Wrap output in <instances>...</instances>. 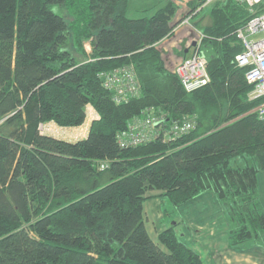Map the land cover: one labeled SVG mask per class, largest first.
I'll use <instances>...</instances> for the list:
<instances>
[{"label":"trees","instance_id":"obj_1","mask_svg":"<svg viewBox=\"0 0 264 264\" xmlns=\"http://www.w3.org/2000/svg\"><path fill=\"white\" fill-rule=\"evenodd\" d=\"M177 9L167 1L131 19L129 0H0V264H203L174 225L150 237L144 204L184 208L208 192L234 225L230 248L264 243V119L251 113L264 98L248 99L235 61L236 32L253 15L231 0L211 7L199 47L211 82L187 93L157 49ZM131 65L140 96L116 104L99 76ZM88 106L99 119L85 140L40 132L83 126ZM149 109L197 126L122 147L118 136Z\"/></svg>","mask_w":264,"mask_h":264},{"label":"built area","instance_id":"obj_2","mask_svg":"<svg viewBox=\"0 0 264 264\" xmlns=\"http://www.w3.org/2000/svg\"><path fill=\"white\" fill-rule=\"evenodd\" d=\"M195 10L187 16L181 25H189V19L203 9L211 8L218 2L227 0H194ZM236 5H245L253 18L236 32L242 52L235 57L239 68L245 69V80L252 87L248 95L250 101L264 98V0H231ZM191 11V10H190ZM202 34L200 33V42ZM200 45L196 43L191 54L185 56L175 67L182 87L187 93H193L208 86L211 78L208 72V60L201 55ZM105 90L112 94L116 104H125L137 98L141 85L134 66H125L100 74ZM260 119H264V104L254 109ZM47 125V126H46ZM197 126L196 118L170 120L168 115L155 109L145 111L130 122L125 132L118 136L122 147H137L159 139L169 142L189 134ZM51 125L41 124L39 130L47 133ZM48 135V134H47ZM105 168L101 167V170Z\"/></svg>","mask_w":264,"mask_h":264},{"label":"rangeland","instance_id":"obj_3","mask_svg":"<svg viewBox=\"0 0 264 264\" xmlns=\"http://www.w3.org/2000/svg\"><path fill=\"white\" fill-rule=\"evenodd\" d=\"M167 1H173L178 8L172 21V24L175 25V27L177 24L178 27L181 23L178 24V22L183 17L189 16L191 10L189 2L191 0H129L130 9L128 17L131 19L138 18V11L146 8H156L157 10L161 5L167 3ZM156 10L150 12V15ZM210 10L211 8L207 7L197 14L193 13L194 16L189 19V25H183L181 29V25L178 28L176 27L177 30L174 31L169 38L161 41L157 45V49L160 51L167 69H173L172 71H174L176 65L181 61L180 59L183 57V54H186V51H188V55L191 54L194 43L200 45V33L198 34V32L203 31L204 28L210 24ZM62 13L67 21L71 20L65 10H62ZM193 27L198 32L194 31ZM83 46L87 54H91V42H84ZM78 58L81 59L82 57L78 56ZM89 111L88 113L90 114L87 118L91 121L92 110ZM51 126L52 128L45 134L69 143H75L77 142L75 140H81L88 132L86 123L76 130L62 128L57 125ZM258 181L260 201L264 208V173L258 175ZM156 195H159V193H151L150 196ZM224 213L225 211L223 210L222 204L211 192L201 194L184 208L177 209L172 206L166 198L158 197L148 200L146 204H144L146 228L148 234L155 242H158L159 232L163 231L165 228H169L175 224L176 230L178 229L176 233L179 235L181 234V230L182 232L185 231V227L187 228L191 220H197L195 226L192 228V230L197 233V238H191L190 242L191 245L194 246V251L201 256L204 264H228L226 260L232 255V250L229 249L226 244L228 243L230 232L234 229V225L229 223ZM183 224L185 226H182ZM179 237L181 238L182 236L180 235ZM181 239H183V237ZM183 241L185 240L183 239ZM185 243L189 244V242L186 241Z\"/></svg>","mask_w":264,"mask_h":264},{"label":"crops","instance_id":"obj_4","mask_svg":"<svg viewBox=\"0 0 264 264\" xmlns=\"http://www.w3.org/2000/svg\"><path fill=\"white\" fill-rule=\"evenodd\" d=\"M129 9H130V7H129ZM154 10H156V8H151V9L146 8V9L138 11V14L140 15V13H143V12H146V13L150 14V12H153ZM177 28H175L174 31H176ZM181 28H182V26L180 27V29ZM193 30L196 31V29L194 27H193ZM196 32H198V31H196ZM199 33L200 32H198V34ZM187 55L188 54L184 53L183 57L180 60H182ZM89 110H92V118H91V121H90V119L87 118L86 124H87V127H88V132H87V134H85V136H83L81 138V140H85L87 138L91 123L94 120L99 119V116L97 115V113L94 111V109L91 106L87 107V116L90 114V113H88V112H90ZM49 124L55 125L54 123H49ZM79 128H71V129H75L76 130V129H79ZM81 140H75V141L78 142V141H81ZM196 222H197V220H191L188 223L187 228L185 227V229H184L185 231L182 232V230H181V234H179V236L181 235L186 242H189V245H190V247L193 250H195V249H194V246L191 245L190 239L191 238H195L197 236V233H195L194 230H192V228L195 226ZM174 226H175V224H174ZM182 226H185V225L183 224ZM181 229H182V227H181ZM226 246H228V248L232 250V255H230V258H228L226 260L228 264H264V243L250 242V243H247L246 245H244L242 247H239L237 249H232V248L229 247V238H228V243L226 244ZM242 251H243V253H242ZM218 257H219V255H218ZM203 264H204V262H203Z\"/></svg>","mask_w":264,"mask_h":264},{"label":"water","instance_id":"obj_5","mask_svg":"<svg viewBox=\"0 0 264 264\" xmlns=\"http://www.w3.org/2000/svg\"><path fill=\"white\" fill-rule=\"evenodd\" d=\"M195 46H196V44L194 43V44H193V47H195ZM186 54H188V51H186Z\"/></svg>","mask_w":264,"mask_h":264},{"label":"bare ground","instance_id":"obj_6","mask_svg":"<svg viewBox=\"0 0 264 264\" xmlns=\"http://www.w3.org/2000/svg\"><path fill=\"white\" fill-rule=\"evenodd\" d=\"M196 44V43H195Z\"/></svg>","mask_w":264,"mask_h":264}]
</instances>
